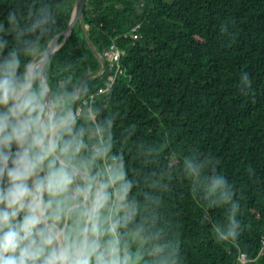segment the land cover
I'll return each mask as SVG.
<instances>
[{"label": "clouds", "instance_id": "obj_1", "mask_svg": "<svg viewBox=\"0 0 264 264\" xmlns=\"http://www.w3.org/2000/svg\"><path fill=\"white\" fill-rule=\"evenodd\" d=\"M26 2L0 19V264H188L161 195L173 179L208 237L235 250L233 264H259L264 247L252 254L242 243L241 198L211 154L140 144L143 165L168 148L175 167L129 177L109 91L94 92L78 64L53 52L59 4Z\"/></svg>", "mask_w": 264, "mask_h": 264}, {"label": "trees", "instance_id": "obj_2", "mask_svg": "<svg viewBox=\"0 0 264 264\" xmlns=\"http://www.w3.org/2000/svg\"><path fill=\"white\" fill-rule=\"evenodd\" d=\"M52 3L60 6L62 34L76 0ZM14 5L28 6L26 0H0V19ZM137 26L141 29L134 32ZM87 37L103 57L112 46L124 53L123 74L107 62L104 75L89 82L94 92L108 90L119 112L116 136L127 135L122 155L129 177L175 167L168 148L155 164L143 165L140 144L166 141L211 154L241 198L247 225L242 243L252 254L259 252L264 247V0H91L84 29L79 24L55 54L61 65L78 64L86 76L102 70ZM245 73L247 88L241 84ZM161 195L188 264H233L235 250L225 251L208 237L202 212L183 183L173 179ZM213 215L223 219L218 211Z\"/></svg>", "mask_w": 264, "mask_h": 264}, {"label": "water", "instance_id": "obj_3", "mask_svg": "<svg viewBox=\"0 0 264 264\" xmlns=\"http://www.w3.org/2000/svg\"><path fill=\"white\" fill-rule=\"evenodd\" d=\"M91 0H76L75 6H74V10H73V14L71 17V21H70V25L68 27V29L60 34V40H62V42L60 43L59 40V51L61 49H63L68 41L70 40V38L73 35V32L75 30V28L80 24L82 26V28L84 29V13H85V8L87 6V4L90 2ZM84 32L86 33V31L84 30ZM88 39V44L93 52V54L97 57V59L99 60V62L102 65V70L100 72L97 73H93L87 76V78L90 80H94L97 79L98 77L104 75V73L107 71V60L103 58V56H101L98 51L96 50L95 46L91 43L89 37H87ZM56 49H53V52L56 54L57 52Z\"/></svg>", "mask_w": 264, "mask_h": 264}, {"label": "built area", "instance_id": "obj_4", "mask_svg": "<svg viewBox=\"0 0 264 264\" xmlns=\"http://www.w3.org/2000/svg\"><path fill=\"white\" fill-rule=\"evenodd\" d=\"M141 29L140 26H137L133 31L134 32H138ZM132 38L134 40H137L139 38V36L137 34H133ZM122 56H124V53L121 52L116 46H112L110 48V51L108 53L105 54V56L103 57L104 59L107 60V62L110 63L112 68H115L117 71V74H123L122 71V65H121V60H122ZM241 262L246 263L245 259L242 257Z\"/></svg>", "mask_w": 264, "mask_h": 264}, {"label": "rangeland", "instance_id": "obj_5", "mask_svg": "<svg viewBox=\"0 0 264 264\" xmlns=\"http://www.w3.org/2000/svg\"><path fill=\"white\" fill-rule=\"evenodd\" d=\"M242 264H243V262H242ZM244 264H246V263H244Z\"/></svg>", "mask_w": 264, "mask_h": 264}]
</instances>
